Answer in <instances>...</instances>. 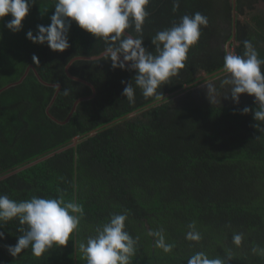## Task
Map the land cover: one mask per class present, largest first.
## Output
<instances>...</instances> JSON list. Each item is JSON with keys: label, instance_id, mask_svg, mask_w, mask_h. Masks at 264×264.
Wrapping results in <instances>:
<instances>
[{"label": "trees", "instance_id": "trees-1", "mask_svg": "<svg viewBox=\"0 0 264 264\" xmlns=\"http://www.w3.org/2000/svg\"><path fill=\"white\" fill-rule=\"evenodd\" d=\"M173 2L147 6L150 51L151 37L184 15L200 12L209 23L185 67L158 89V101L136 88L129 102L122 81L135 72L114 69L105 42L75 21L63 52L29 40V30L51 23L55 0H36L19 32L6 27L11 14L0 20V194L17 201L62 196L84 211L68 244L41 257L31 248L10 255L7 245L22 233L17 220L7 222L0 264H86L77 240L94 236L113 213H126V230L138 238L130 264H187L197 251L226 264H264L252 252L264 248V122L239 111L254 110V97L241 94L236 104L221 72L235 27V53L248 40L264 59V0H179L176 11ZM204 75L215 79L214 99L197 88ZM192 223L199 242L185 238ZM158 230L172 252L155 246L149 232ZM234 233L243 234L239 246Z\"/></svg>", "mask_w": 264, "mask_h": 264}, {"label": "clouds", "instance_id": "clouds-1", "mask_svg": "<svg viewBox=\"0 0 264 264\" xmlns=\"http://www.w3.org/2000/svg\"><path fill=\"white\" fill-rule=\"evenodd\" d=\"M36 0H0V20L11 14L6 27L12 32L23 28V21ZM150 0H55V12L47 26L37 25L26 33L34 43L47 44L53 51L63 52L70 47L68 32L75 21L78 26L105 44L104 56L110 59L112 67L135 72L131 82L126 84L123 96L134 102L136 88L147 98L160 100L164 94L158 92L162 85L176 76L185 67L189 49L198 43L201 27L208 26V18L200 12L184 15L170 28L157 31L151 37L155 46L150 51L144 46L143 26L150 13ZM179 8V0H174L173 11ZM71 18V19H69ZM128 30V31H126ZM134 31L135 35L132 34ZM33 60L39 62L38 57ZM264 59L251 41H244L243 54L226 51L221 69L226 78L223 85L230 86L231 99L240 103L241 94L254 97L253 110L244 107L242 114L253 113L255 121L264 122ZM67 94V93H66ZM208 96L214 99L215 89L208 88ZM228 95L224 96L225 98ZM258 127V125H255ZM83 207L71 200L32 196L17 201L6 194H0V227L17 220L22 233L15 245H7L11 256L17 257L25 249L31 248L35 257L43 256L53 246H65L79 230ZM126 213H113L108 222L96 228V234L85 242L77 240V252L83 254L86 264H130L136 251L137 239L126 230ZM185 235L188 241L199 242L202 235L195 230V224L188 225ZM155 237V246L164 253H170L174 245L167 243L162 230L149 232ZM5 233L0 231V239ZM233 243L239 246L242 233L233 234ZM252 252L264 256V248H253ZM228 259L230 260V254ZM187 264H226L220 258H211L206 252L197 251Z\"/></svg>", "mask_w": 264, "mask_h": 264}, {"label": "rangeland", "instance_id": "rangeland-1", "mask_svg": "<svg viewBox=\"0 0 264 264\" xmlns=\"http://www.w3.org/2000/svg\"><path fill=\"white\" fill-rule=\"evenodd\" d=\"M242 19H244V18H242ZM228 47V46H227ZM229 51H231V52H234L235 53V50H234V46H231L230 48H227ZM205 77L200 81L202 84H200L199 83V85L197 86V88L198 89H201V88H209L210 86H211V84L214 82V80L215 79H213V80H206V81H203V80H205V79H207L208 78V76L207 75H204ZM218 79V78H217Z\"/></svg>", "mask_w": 264, "mask_h": 264}, {"label": "water", "instance_id": "water-1", "mask_svg": "<svg viewBox=\"0 0 264 264\" xmlns=\"http://www.w3.org/2000/svg\"><path fill=\"white\" fill-rule=\"evenodd\" d=\"M233 1H234L235 5H236V0H233ZM235 15H236V13H235ZM236 35H237V31H236V27H235V29H234V36H233L234 50H235V51H236V46H237ZM230 47H231V43L228 44V48H230ZM23 78H24V77H23ZM23 78H22L20 81H22ZM199 82H200V81H199ZM70 117H71V116H70ZM70 117L68 118V120L70 119Z\"/></svg>", "mask_w": 264, "mask_h": 264}, {"label": "flooded vegetation", "instance_id": "flooded-vegetation-1", "mask_svg": "<svg viewBox=\"0 0 264 264\" xmlns=\"http://www.w3.org/2000/svg\"><path fill=\"white\" fill-rule=\"evenodd\" d=\"M260 7H264V2H261V4H259Z\"/></svg>", "mask_w": 264, "mask_h": 264}]
</instances>
